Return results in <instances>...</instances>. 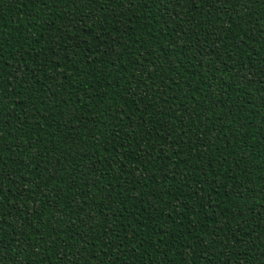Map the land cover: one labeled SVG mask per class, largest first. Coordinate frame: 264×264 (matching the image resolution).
I'll return each instance as SVG.
<instances>
[{
	"label": "trees",
	"instance_id": "trees-1",
	"mask_svg": "<svg viewBox=\"0 0 264 264\" xmlns=\"http://www.w3.org/2000/svg\"><path fill=\"white\" fill-rule=\"evenodd\" d=\"M0 264H264V0H0Z\"/></svg>",
	"mask_w": 264,
	"mask_h": 264
}]
</instances>
